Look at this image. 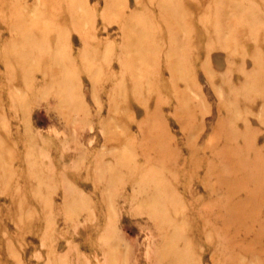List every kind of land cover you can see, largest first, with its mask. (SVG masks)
Masks as SVG:
<instances>
[{"label": "rangeland", "instance_id": "374dc122", "mask_svg": "<svg viewBox=\"0 0 264 264\" xmlns=\"http://www.w3.org/2000/svg\"><path fill=\"white\" fill-rule=\"evenodd\" d=\"M0 264H264V0H0Z\"/></svg>", "mask_w": 264, "mask_h": 264}]
</instances>
